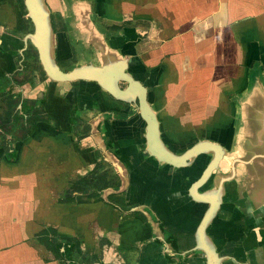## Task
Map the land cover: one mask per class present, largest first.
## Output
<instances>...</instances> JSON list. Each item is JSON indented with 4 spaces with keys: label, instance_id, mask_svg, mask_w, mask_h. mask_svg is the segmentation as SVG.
Returning a JSON list of instances; mask_svg holds the SVG:
<instances>
[{
    "label": "crops",
    "instance_id": "obj_1",
    "mask_svg": "<svg viewBox=\"0 0 264 264\" xmlns=\"http://www.w3.org/2000/svg\"><path fill=\"white\" fill-rule=\"evenodd\" d=\"M42 4L62 72L121 62L146 88L171 153L205 140L223 148L217 171L199 190L209 193L224 180L207 235L221 264H264V0ZM21 5L0 0V264H61L39 240L52 243L54 233L77 240L82 252L56 240L64 264L96 256L93 264H205L193 248L207 205L187 192L212 155L177 170L146 156L144 121L138 113L121 118L132 102L95 81L47 76ZM114 155L129 165L118 190L105 189L101 201L73 190L88 175L94 183L120 172ZM112 195L122 206L153 210L176 249L132 208L109 205Z\"/></svg>",
    "mask_w": 264,
    "mask_h": 264
},
{
    "label": "water",
    "instance_id": "obj_2",
    "mask_svg": "<svg viewBox=\"0 0 264 264\" xmlns=\"http://www.w3.org/2000/svg\"><path fill=\"white\" fill-rule=\"evenodd\" d=\"M27 17L34 26V42L39 52L41 66L47 76L57 82H74L77 80H90L97 82L117 100L126 102H137V111L145 123V145L146 152L160 164H166L172 168H186L191 161L200 155L211 154L212 158L203 170L199 178L189 185L187 194L196 203L206 204L207 209L201 218L195 231V246L193 252H199L205 259V264H221L223 259L218 255L215 246L207 235V228L214 219L221 203L222 183L217 188L208 192L199 190L208 182L212 174L217 171L220 161L225 153L223 148L210 141H200L186 152L180 155L171 153L159 138V126L155 113L152 111L147 100V91L143 84L135 80L131 75L124 73L125 65L121 62L105 65L101 68L76 69L68 73L62 72L54 63L49 44L48 13L44 9L42 0H24ZM120 83L125 84L121 88ZM154 212V211H153ZM155 213V212H154ZM158 217V215L155 213ZM149 214V222L153 229L159 226L155 218ZM159 219V217H158ZM160 220V219H159ZM161 222V221H160ZM163 228V226H162ZM163 228L162 232L169 233ZM166 235V237H168ZM175 239V238H174Z\"/></svg>",
    "mask_w": 264,
    "mask_h": 264
},
{
    "label": "trees",
    "instance_id": "obj_3",
    "mask_svg": "<svg viewBox=\"0 0 264 264\" xmlns=\"http://www.w3.org/2000/svg\"><path fill=\"white\" fill-rule=\"evenodd\" d=\"M18 1H19L20 5L22 3L21 7H23V9H24L23 1L22 0H18ZM135 115H136V112L133 110L129 114L121 116V118L124 120H129V119L133 118ZM170 170H173L172 167L170 168ZM109 174L107 172H105L104 175H102V177H97L95 179L94 183H91V181H90V178L92 176L88 175L87 177L82 178L79 182H77L76 183L77 185L75 186V188L73 190L79 192L80 195H85L88 198H96V199H98V201H101L100 196H101V193L105 189H108V188L118 189L120 186V182H119V180L117 181L115 175H111V173H109ZM123 193H126V189L124 190ZM114 198H116V197H114V195H112L111 199L109 200V205H111L113 208H115L117 210L119 209L121 211H127V209H131V208H135V207L139 206V204H132V205H128L125 207V206H122L119 203H117L119 199H117V202H116L114 200ZM121 202L123 204V201H121ZM148 211H149V214H151L152 217H154L153 215H155V213L153 211H151L150 209ZM133 215L139 216L144 222H148L149 226L151 227L149 220L146 219L145 216H143L142 214H140L138 212H134ZM152 220H155L156 223H158L159 228L161 230H163V228L161 226V222L156 215H155V218ZM165 234L168 235L169 233L165 232ZM52 237H54V239H55L52 241V243H51L50 239H48V236L47 237L41 236L39 238V240L41 243L45 244L49 250L53 251V253L57 257V259L59 261H61V264H64L63 260H62L63 258H61V255L59 254V252L52 246L56 242V240H61V241H64L66 243L73 244L74 248L76 250V253H78V254L82 253L79 249V243L77 240L70 239V238H61V237H58L55 233H54V236H52ZM166 242L171 244L176 249V240L172 237V235H170V236L168 235ZM82 257L84 258L85 256H82ZM84 261L87 264H93L94 262H99V259L96 256L93 258V260L86 258V260H82V262H84Z\"/></svg>",
    "mask_w": 264,
    "mask_h": 264
},
{
    "label": "flooded vegetation",
    "instance_id": "obj_4",
    "mask_svg": "<svg viewBox=\"0 0 264 264\" xmlns=\"http://www.w3.org/2000/svg\"><path fill=\"white\" fill-rule=\"evenodd\" d=\"M24 1V0H23ZM23 6H24V2H23ZM24 8H25V6H24ZM27 14V12L25 11V13L23 14V15H25V16H27L26 15ZM30 21V20H29ZM49 22L51 23V25H52V21H51V19H49V17H48V24H49ZM52 51H53V49H52ZM53 59V61L54 62H56L55 61V59H54V57L52 58ZM56 64V63H55ZM132 105V107H133V109H134V111L136 112V114L138 113V111H137V109H136V107H137V102H134L133 104H131ZM107 144L105 143V146H106ZM107 148V147H106ZM110 151H111V149H110ZM113 152V150L111 151V153ZM110 153V154H111ZM114 153V152H113ZM146 156H149L148 154H146ZM114 157L116 158V156L114 155ZM196 159V158H195ZM193 161H191L190 163H192ZM114 163V166H115V168H120V172H114V175H115V177H116V179H117V181L119 180V182H120V186H122V184H121V179L123 178V180H124V182H125V177H126V175L128 176V178H129V173H128V170H129V165L127 164V162H121L120 161V159L118 158H116V160L114 159L113 160V162H112V164ZM165 166H161V168L163 169ZM187 168V167H186ZM174 169H180V168H174ZM125 170V171H124ZM123 171V172H122ZM189 173H192V169H188L187 170ZM120 173V174H119ZM120 175V176H119ZM127 181V180H126ZM119 186V187H120ZM124 188L125 187H123L119 192H120V194H122L123 192H124ZM119 189V188H118ZM118 189H115V190H118ZM144 209H145V211H144ZM150 208L148 207V206H144V205H139L138 207H135L134 208V210H133V208H132V211H130L131 213H134V212H138V213H140V214H142L143 216H145V218L146 219H148V216H147V214L149 215V210ZM151 210V209H150ZM151 211H153V210H151Z\"/></svg>",
    "mask_w": 264,
    "mask_h": 264
},
{
    "label": "rangeland",
    "instance_id": "obj_5",
    "mask_svg": "<svg viewBox=\"0 0 264 264\" xmlns=\"http://www.w3.org/2000/svg\"><path fill=\"white\" fill-rule=\"evenodd\" d=\"M93 116H94L93 114H89V115H87V119L93 118ZM108 163H109V162H108ZM110 164H111V163H110ZM110 167H112V170H114V169H113L114 167H113L112 164L110 165ZM117 170H118V169H117ZM113 173H114V172H113Z\"/></svg>",
    "mask_w": 264,
    "mask_h": 264
}]
</instances>
